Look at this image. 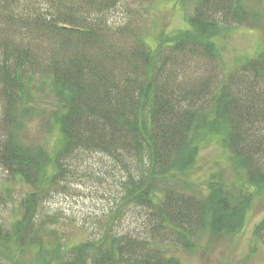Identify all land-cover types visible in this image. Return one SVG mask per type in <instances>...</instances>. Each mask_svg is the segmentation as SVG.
Segmentation results:
<instances>
[{
    "label": "trees",
    "instance_id": "16d2710c",
    "mask_svg": "<svg viewBox=\"0 0 264 264\" xmlns=\"http://www.w3.org/2000/svg\"><path fill=\"white\" fill-rule=\"evenodd\" d=\"M44 1L51 8L65 2L71 8L74 2ZM75 1L88 3L92 12L98 6L97 0ZM13 6L14 0H0L4 28H0L4 106L0 167L32 192L18 202V218L11 229L0 226V255L7 258L14 249L18 256L13 264L22 260L26 264V256L22 257L28 250H32L30 264H179L164 251L169 243L160 245L107 230L97 241L68 246L54 231L45 229L39 199L60 176L65 155L79 150L114 158L127 173L126 202L147 209L146 226L157 222L184 250L196 248L204 232L239 231L250 191H264V53L245 60L214 85L210 75L209 82L189 86L172 69L192 53L191 46L198 47L194 53L200 56L216 58L212 39L227 22L264 29V4L193 0L194 14L186 18V29L166 36L155 55L141 37L136 46L143 50L112 51L110 41L96 33L91 22L62 36L66 46L60 42V53L88 47L99 55V62L80 52L60 59L56 53L49 61L43 60L30 48L35 41L32 30L55 34L56 27L72 23L47 14L45 18L21 16ZM168 51L173 53L171 58L163 53ZM46 101L49 110L42 107ZM35 117L57 126L61 136L57 150L50 152L42 140L24 139L26 119ZM217 126L222 131V150L246 184L223 185L212 180L202 195L183 177L199 149L196 135L212 133ZM50 164L53 172L46 178ZM253 236L257 242L264 237V218L254 227Z\"/></svg>",
    "mask_w": 264,
    "mask_h": 264
},
{
    "label": "rangeland",
    "instance_id": "374dc122",
    "mask_svg": "<svg viewBox=\"0 0 264 264\" xmlns=\"http://www.w3.org/2000/svg\"><path fill=\"white\" fill-rule=\"evenodd\" d=\"M73 1L71 8L66 2L57 3L55 8H51L44 0H14L12 9L21 16L32 18L40 15L45 18L47 14L50 17L57 16L59 21L72 23L64 28L56 27L59 31L55 34H49L45 29V32L32 30L35 41L30 43V48L40 53L45 61L52 59L56 53L60 59L80 52L99 62V55L95 51L92 53L88 47L77 46V52L72 48L70 52L60 53V42L66 46L62 36L74 34L78 25H85L87 22L93 23L96 33L104 35L110 41L112 51L135 48L143 50L139 44L136 46L141 37L155 55L163 39L185 30L186 18L194 14L193 0H97L98 6L93 12L88 3ZM249 3L256 7L264 4V0H249ZM1 21L0 18V28L3 27ZM221 27L219 35L212 39L216 58L209 60L204 53L203 56L194 53L198 47L186 46L192 53L186 55L182 65L180 63L172 69L187 85H197L201 80L209 82L210 75L213 77L210 83L214 85V81L220 82L245 60L264 53L263 26L255 28L250 23L244 25L227 22ZM74 41L76 40L72 39ZM163 53L170 58L173 54H168L169 51ZM42 107L49 110L50 102H43ZM3 109L0 98V140L4 137V125L1 123ZM25 124L23 136L26 141L36 143L42 140L50 152L58 149L61 136L57 126L48 124L47 120L39 117L33 120L27 118ZM221 134L220 126H217L212 133L199 132L196 135V139L200 141L199 149L192 168L183 178L191 189L199 190L202 195L207 193V185L212 180L223 185L246 184L244 176H241L234 163L223 152ZM52 172L50 164L45 177L48 178ZM126 174L114 158L103 153L79 150L65 155L60 176L54 184L47 187V194L38 202L39 216L45 219V229L54 231L62 243L68 246L97 241L107 230L114 234L153 240L160 245L166 246L169 243L168 249L164 251L177 259L179 264H264V237L257 242L253 236L254 227L264 218V191H250V204L239 231L230 234L204 232L198 239L196 248L187 251L180 244H175L174 238L165 233L157 222L153 221L150 226H146L149 217L147 209L126 202ZM173 180L175 181L170 179L171 182ZM26 192H32V188L0 167L1 227L11 229L18 218V202ZM2 249L0 243V253H3ZM24 254L22 258H27L24 263L30 264L32 250ZM16 256L17 252L10 249L7 258L0 255V264H13L12 259ZM22 262L23 260L19 264Z\"/></svg>",
    "mask_w": 264,
    "mask_h": 264
}]
</instances>
